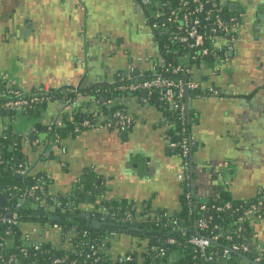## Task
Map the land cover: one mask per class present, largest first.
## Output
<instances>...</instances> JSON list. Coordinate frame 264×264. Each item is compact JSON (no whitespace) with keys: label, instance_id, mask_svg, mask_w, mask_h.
<instances>
[{"label":"crops","instance_id":"crops-1","mask_svg":"<svg viewBox=\"0 0 264 264\" xmlns=\"http://www.w3.org/2000/svg\"><path fill=\"white\" fill-rule=\"evenodd\" d=\"M131 1L11 0V4L22 3L21 11L31 24L30 42L16 46L13 39L6 41L0 37V74H9L17 88L25 91L45 82L60 93V98L49 103L38 117L0 116V136L7 132L22 137L30 132H43L34 126H46L53 119H61L59 100L67 96L61 92L68 85L73 87L81 80L80 89L84 86L87 93L83 95L87 97L92 95L93 88L107 86L106 82L119 81L126 75L129 59L138 60L140 64H134L140 70L148 69L158 59L156 50H149L145 41L139 43L145 20L133 12L137 7H133ZM140 3L143 7V0ZM224 9L233 13L229 6ZM134 25L132 38L130 29ZM151 29L156 31L153 26ZM99 34H111V45L98 51L95 45ZM84 54H88V58L82 68L78 60H82ZM261 57L258 60L254 53L252 56L240 53L232 63V84L224 79L216 80L214 76L204 77L205 85L235 87L242 92L240 98L191 100L190 110L197 118L190 126L193 182L201 199L215 198L220 189L241 202L264 194V54ZM246 91H250V98L244 97ZM125 97L120 96L122 103ZM127 98L123 105L135 119L127 133L119 135L107 130L69 133L60 145L65 148V154L53 147L50 154L44 156L42 152L46 148L40 143L24 146L29 172L47 175L49 192L67 194L73 190L82 171L89 168L103 179L98 186L101 199L149 202L152 208L174 214L180 208L181 190L176 181L180 156L164 136V115L154 103L146 107L138 96ZM78 104L79 109L87 107L84 100H79ZM36 138L42 139V133ZM35 147L37 152H34ZM140 156L149 159L150 166L144 167L138 161ZM218 174L225 178L221 181ZM84 208L89 209L90 205ZM247 220L253 234L264 239V213L251 214V217L247 214ZM31 227L36 226L21 225L23 232H29ZM50 232L32 235V238H42L57 248L67 246L61 232ZM134 242L121 236L113 239L110 243L112 257L134 249ZM170 257L177 261L179 251L173 250Z\"/></svg>","mask_w":264,"mask_h":264},{"label":"built area","instance_id":"built-area-1","mask_svg":"<svg viewBox=\"0 0 264 264\" xmlns=\"http://www.w3.org/2000/svg\"><path fill=\"white\" fill-rule=\"evenodd\" d=\"M147 2L151 0H146ZM158 2L160 9L153 13L152 25L156 31L160 32L159 36L165 39L163 50L158 56V59L153 61L148 69H135L129 67L128 73L123 75L119 81L111 83V91L122 94H135L145 92L144 97H140L144 105L152 104L151 101L168 105L169 110L176 114L181 127L182 136L178 141L169 140L171 148H178L182 163L180 171L176 175V181L179 183H187L189 186L190 178V153L193 144L191 135H185L187 132L184 126L185 121L189 118L190 103L195 98L217 97L232 94L229 88L216 87L212 84L205 85L201 80L203 77L215 76L221 71L223 65L230 62V54L233 51L238 37L237 33L241 27V15L227 12L219 3V0H174L171 3ZM135 4V3H133ZM169 10V11H168ZM83 59L78 61L80 67L84 68V60L88 58V54L83 55ZM181 59V60H180ZM0 112H12L15 116L32 111L37 105L48 103L51 96L57 93V90H52L47 83L40 84L35 88L25 91L17 88L16 81L9 74H0ZM81 80L77 85L73 86L75 95H79ZM95 97L98 109L88 110L82 120L79 118V112L75 109L73 98L65 97L60 109L65 114L66 121L71 125L73 133H79L85 130H107L119 132L123 134L128 132L133 126L135 119L125 109H117L109 115H103L100 110V102L96 91L92 93ZM155 104V103H154ZM52 124L61 126L62 120L57 118L49 123L48 130ZM167 127L166 121L163 123ZM34 134L32 144H39L41 139L36 138V135L42 132H30ZM45 134V133H44ZM44 140V148L50 144H57V139L48 137ZM23 146L31 144L28 136L22 137ZM64 147L60 148V153L65 154ZM45 156V150L42 152ZM15 174L21 176H33V185L27 188L21 195V199L14 206L16 211L22 207H26L29 203L39 202V206L48 207L40 201V196H44L47 200L44 186L48 184L49 178L47 175L31 174L28 166L23 167L18 165ZM225 177H222V179ZM79 182V179L76 180ZM222 181V180H221ZM226 181L223 182V184ZM185 198H190L189 193ZM199 198L201 203L198 206V211L201 214H206V219H198L196 222V230L200 235H192L188 238L187 243L194 248L199 258L207 262L217 261V257L213 254L212 243L218 242L220 236L224 238L223 247L219 250V259L222 260L227 256L232 255H249L253 262L264 264V242H256L251 246L250 240L256 237L252 234L251 238L243 239L242 232L244 231L245 220L247 214L261 215L264 213V194L250 202L243 201L245 208L239 206L235 209L238 211L235 223L237 224L236 233L238 235H228L222 232L218 226H214L215 233L210 237H205L202 232L209 229L207 220L212 217L208 215L209 210L215 212H223L231 209L232 205L226 202L222 206H206ZM190 202V201H188ZM157 213L156 220H159L161 215ZM9 214V217H8ZM125 219L137 221L141 223L147 220V214H141L137 210L135 215L125 214ZM0 221L8 226L5 230L7 237L13 236L15 228L21 231L20 238L23 240V245L17 248V253H8L7 255L0 252V264H16L18 261L21 264H137L135 259L129 254H121L112 257L110 251V243L114 239L116 233L109 231L104 235L91 236L88 231L76 233H67L63 236L66 247L57 248L58 253L53 258L47 260L34 259V254L42 246L47 243L42 238L34 240L32 235L40 234L44 230H61L60 225L56 221L45 222L38 226L31 227L29 232H23L21 222L18 220V215L15 211L7 212L0 216ZM175 230H182V224L174 220ZM224 233V235H223ZM62 236V235H61ZM137 241L134 242V249L139 252L148 251L156 256H163L164 249L156 243L151 245L146 241L138 247ZM173 239L167 241V245L174 244ZM6 241L3 239L0 242V247H3ZM148 245V247H147ZM171 259V258H170ZM141 259H138V263Z\"/></svg>","mask_w":264,"mask_h":264},{"label":"trees","instance_id":"trees-1","mask_svg":"<svg viewBox=\"0 0 264 264\" xmlns=\"http://www.w3.org/2000/svg\"><path fill=\"white\" fill-rule=\"evenodd\" d=\"M159 39L161 42L166 41L165 39ZM2 84L4 83L0 82V85ZM111 88V86H98L91 91V93L96 91L98 101L102 99L100 101V110L106 116H110L114 110L125 109L122 100H120V96L126 94L115 93L111 91ZM80 92L86 94L87 90L81 89ZM133 95L141 97V93H135ZM57 98H60V93L53 94L48 103L37 105L32 111H27L21 115L38 117L46 109L45 107ZM150 103H155L164 115V120L167 124L164 130L165 138L177 142L182 136V125L177 119L176 114L169 110L168 105L157 103L156 101H151ZM2 115L10 118L16 117L15 113L12 112H2ZM64 115L61 118L63 123L61 126L52 124L50 130H48L49 124L46 126L35 125L34 127L43 130L48 137L62 140L69 133L73 134L70 132L72 131V127L66 121ZM196 120V116L190 113L189 118L184 123L187 129L185 135L191 130L190 125L196 122ZM24 157H26V152L22 144L21 135L7 132L0 136V199H5L4 205H0V216L7 212L15 211L21 223L37 222L42 225L45 222L56 221L61 227L60 234L62 237L67 233H76L78 235L81 231H88L91 236L104 235L109 231H114L119 237L124 234L134 237L131 240L137 241L138 247L146 241L149 245L157 242L164 249L165 254L163 256H156L154 253L148 251L139 252L138 250H127L124 254L131 255L137 264H221L219 250L225 243L222 236H220L218 242L212 243L213 254L218 259L214 262H207L199 258L194 248L187 243L190 236L197 235L195 234V231L197 232V220L207 218L206 214H201L198 211V206L201 204L199 198L201 199V197L195 195L191 185L187 186V183L180 184L179 210L174 214L167 213L165 216L161 215L160 219L156 220L157 213L164 214L163 212L166 211L152 208L149 202L137 204L126 199H101V192H99V187L96 185V182L97 180L101 181L103 179L96 172L94 173L93 170L88 168L82 171L78 177L79 182H76L73 190L67 194H53L49 192L48 184L45 185L46 201L48 203L46 209L39 210V202H32L16 211L14 206L21 199V195L27 188L33 185L32 175L21 176L15 174L18 165L21 164L23 167L27 165L23 163ZM37 175L45 174L39 172L34 176ZM187 193L190 195L188 199L185 198ZM38 197H40L41 202L44 200V196L38 195ZM202 201L208 207L211 205L222 206L226 202L232 205L231 209L219 213L214 210H209L208 215L212 217L207 220L209 229L206 232H202V235L205 237L213 235L215 233L214 226H218L222 232L228 235H238L236 233L237 224L235 220L239 212L235 211V209L239 206L245 208L243 201L233 200L227 191L221 189L215 198L203 199ZM247 202H250V200H247ZM84 205H90V208L85 209ZM35 206H37V209H34ZM51 208H53L52 211L50 210ZM137 210L141 214H147V220L145 222L142 221L139 223L125 219V214L135 215ZM91 220L98 221L99 226H93ZM174 220H177L179 224L183 223L182 230L174 229ZM7 226L6 223L0 221V242L2 239L6 241V244L0 247V252L5 255L8 253H17V248L23 245V240L20 238V229L15 228L13 236L7 237L5 234ZM242 226L244 227L242 238H251L253 231L247 219ZM198 235L200 234L198 233ZM169 239H173L175 243L170 246L167 245ZM173 250L179 251L180 257L177 261L170 259ZM57 253L58 249L49 242L43 243L36 253L32 252L34 254L33 258L40 261L53 258ZM138 259H141L140 263H138ZM243 262L245 261L236 258L235 262L229 260L226 264H242Z\"/></svg>","mask_w":264,"mask_h":264},{"label":"flooded vegetation","instance_id":"flooded-vegetation-1","mask_svg":"<svg viewBox=\"0 0 264 264\" xmlns=\"http://www.w3.org/2000/svg\"><path fill=\"white\" fill-rule=\"evenodd\" d=\"M161 1L166 2L165 0H159L160 3H162ZM131 2H132L131 5L133 7L140 8V4H141L140 0H132ZM219 3L222 5V7H225V5L235 6L231 8L234 9L233 13L241 15V20H240L241 27L237 33L238 40L234 45L233 51L230 54V62L227 65H223L221 67V71L215 74L214 76L216 80L224 79L225 82L227 83L231 82L232 84L234 78V73L232 72V63L234 59H236L239 56L240 53L243 52L250 56H252V54L254 53V55L257 58H259V54L261 56L262 54H264V0H219ZM8 6L10 8L6 9V7ZM22 7L23 6L21 2H16L15 4H11V0H0V37L4 38L6 41L13 39V41H15L16 46L17 45L23 46L30 42L29 34H30L31 24L29 23V19H27V17L23 15V11H21ZM144 20H145L144 23H142L143 24L142 30L144 31V33L143 34L141 33V35L143 36L141 37L139 43L140 42L144 43L145 41L146 47L149 48V50L150 48L151 49L153 48L154 50H156L158 54H160L164 46L163 42H161L159 39L161 38V36H159L160 32L151 29L152 28L151 21H153L152 18L148 19L145 17ZM134 28L135 25L130 29L131 31L130 35L132 38L134 37L132 35L133 32L132 30ZM97 36L100 37L103 36V34H99ZM261 56L258 60H261L262 58ZM129 67H133V65L129 64L126 67L127 68L126 70L129 71ZM225 88L227 87L225 86ZM72 89L73 87H70L68 85V87H66L65 90L63 91L65 92H67L68 90L73 91ZM229 89L232 90L233 92L232 94L224 95V96L222 95L217 97H228L232 99H237L241 97L240 94H242V92L238 91L235 87H231ZM243 95H245L244 97L246 98L251 97L250 91L243 92ZM192 147H191V151L193 149ZM174 150L180 156L178 149L174 148ZM181 163H182V158L180 157V166ZM221 177L223 176L218 175L217 178L222 180ZM190 178L191 179H189V183L192 186L195 195L199 196L197 190L194 187V182H193L192 160L190 161ZM177 183L179 185L181 184L179 182ZM126 236L128 235L124 234V237Z\"/></svg>","mask_w":264,"mask_h":264},{"label":"water","instance_id":"water-1","mask_svg":"<svg viewBox=\"0 0 264 264\" xmlns=\"http://www.w3.org/2000/svg\"><path fill=\"white\" fill-rule=\"evenodd\" d=\"M162 2V1H161ZM142 5H143V7L142 6H140V8L139 7H137V8H135L134 9V11L133 12H135V13H137L138 15H140L141 17H142V19H145V17L146 18H148V19H151L152 17H153V13L155 12V11H158L159 9H160V5H159V3L158 2H154L153 0H151V1H149V2H147L146 0H143V3H142ZM225 6H228V5H225ZM233 7H235V6H230L229 5V10L231 9V8H233ZM78 11H79V14H80V11H81V9L78 7V9H77ZM234 10V9H233ZM155 23V21H151V24L153 25ZM110 37H111V34H110V36L107 34L106 36H100V38H99V40H98V38H97V42H96V45H95V47H98V50H101L102 48H104L106 45H111V39H110ZM87 43H88V41H87ZM81 46H83V44L81 45ZM86 50H88V47L86 46ZM81 53H83V52H81ZM127 53V55L130 53V52H126ZM134 63H138V64H140V62L137 60V62H134V61H132V59H129L128 60V64L127 65H129V64H133V67L137 70L138 68L137 67H135V64ZM83 72H84V70H83ZM87 72H88V69L86 70V75H87ZM102 72V71H101ZM125 74L126 73H128V70H125V72H124ZM86 75H85V77H86ZM124 75V74H123ZM122 75V76H123ZM203 82L205 81V78L203 77L202 79H201ZM111 83L112 82H110V83H108V82H106L105 83V85H107V86H110L111 85ZM101 86V85H100ZM84 88V86H82L81 87V89H83ZM81 89H79L78 91H80ZM94 89V88H93ZM89 91H91V89L89 90ZM61 93H66L67 94V98L69 99V98H71L72 96L71 95H73V96H75V98H73V103H74V107H75V109L77 110V111H79V118H80V120H82L83 118H84V116H85V114H86V111H87V109L89 110V109H91V107L92 106H94L95 104H96V101H95V97H94V95L92 94V95H90V96H85V95H83V94H85V93H81V92H79V95H75L74 94V92L73 91H67V92H65V91H62ZM126 97H125V99L123 100V103H126V98L128 97H132V94H126L125 95ZM141 96L142 97H144L145 96V92H142L141 93ZM127 98V99H128ZM81 101V100H84L85 102H86V105H87V107L85 108V109H79L78 108V106H79V104H78V101ZM63 99L62 100H59V103H63ZM100 101H102V99L100 100ZM99 101V102H100ZM79 109V110H78ZM0 116H2V112H0ZM43 131V130H42ZM42 135H43V138L41 139V142H40V144L41 145H44V140H45V138H46V134H44V131H43V133H42ZM28 138L30 139V142L32 143L33 142V140H34V134H32V133H29L28 134ZM169 142V141H168ZM26 147V146H25ZM166 147H168V144H167V146ZM169 148V147H168ZM37 148L35 147L34 148V152H37V150H36ZM50 151H52V147H50V148H48L47 147V149H45V152L46 153H48V154H50ZM174 152V151H173ZM165 153L166 154H168L167 153V150H165ZM52 156V155H51ZM190 157H191V159H192V151H191V153H190ZM51 158V157H50ZM138 161L145 167V166H150V160L149 159H147V158H144V157H139V159H138ZM23 163H25V164H27V158L26 157H24L23 158ZM27 166V165H26ZM218 175H220V174H218ZM96 185L97 186H99L100 185V181L99 180H97V182H96ZM102 190H104L103 188H101V191ZM4 201H5V199L4 198H1L0 199V205H4ZM45 203H46V198L43 200V202H42V204L43 205H45ZM34 209H37V206H35L34 207ZM39 210H44V206H40L39 207ZM51 211L53 210V208H51L50 209ZM8 217H9V214H8ZM249 217H251V214H249ZM92 221V224H93V226H95V227H97V226H99V222L98 221H96V220H91ZM182 227H183V224H182ZM108 229H111V228H108ZM113 230V229H112ZM131 231V230H130ZM133 231V230H132ZM195 234H197L198 235V232H196L195 231ZM223 235H224V233H223ZM114 239L115 240H118L119 239V236L118 235H115V237H114ZM153 242H155V241H153ZM256 242H264V239H260L259 237H255V238H253L252 240H250L249 241V243L251 244V246L252 245H254ZM236 258H239V259H241V260H243V261H245V262H247V263H249V264H258V263H255V262H253V260L250 258V256L248 255V256H244V255H234V256H227L226 258H224V259H222L220 262H221V264H226L229 260H231L232 262H235L236 261ZM16 264H21V262H17Z\"/></svg>","mask_w":264,"mask_h":264},{"label":"rangeland","instance_id":"rangeland-1","mask_svg":"<svg viewBox=\"0 0 264 264\" xmlns=\"http://www.w3.org/2000/svg\"><path fill=\"white\" fill-rule=\"evenodd\" d=\"M181 60V59H180ZM149 105H151V104H148V105H144V106H146V107H149ZM98 105L97 104H95L94 106H92L91 107V109L90 110H93V108L96 110V109H98V107H97ZM71 132V131H70ZM71 133H73V132H71ZM115 133H117V132H115ZM119 133V132H118ZM117 133V134H118ZM125 133H127V132H125ZM125 133H123V134H125ZM73 134H75V133H73ZM72 135V134H71ZM119 135H122V133L121 134H119ZM56 138V137H55ZM57 139V138H56ZM61 140H59V139H57V144H50V146L48 147V148H50V147H58V149L60 148V145H61ZM30 145H32V143L30 144ZM24 224L26 225V224H29V226H37V222H24V223H21V225H22V227L24 226ZM50 231H53V230H44V231H42L43 233H45V234H49V233H51ZM24 232H26L25 230H24ZM122 237H124V235H121ZM126 238H133L134 239V237H131L130 235H128V236H126ZM40 239V238H39ZM38 240V239H37ZM132 241H134V240H132Z\"/></svg>","mask_w":264,"mask_h":264}]
</instances>
